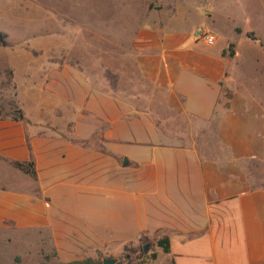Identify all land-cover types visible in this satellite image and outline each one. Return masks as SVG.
<instances>
[{"label": "crops", "instance_id": "0c3cea01", "mask_svg": "<svg viewBox=\"0 0 264 264\" xmlns=\"http://www.w3.org/2000/svg\"><path fill=\"white\" fill-rule=\"evenodd\" d=\"M208 4L148 8L112 83L46 55L44 40L30 46L41 55L0 51L13 84L0 98V246H18L13 264L34 254L101 264L162 236L168 251L154 245L145 264H264V123L236 83L251 57L223 53L229 25ZM195 27L214 45L194 42ZM175 117L214 122L215 149L183 124L170 131ZM15 162H31L34 175Z\"/></svg>", "mask_w": 264, "mask_h": 264}, {"label": "rangeland", "instance_id": "374dc122", "mask_svg": "<svg viewBox=\"0 0 264 264\" xmlns=\"http://www.w3.org/2000/svg\"><path fill=\"white\" fill-rule=\"evenodd\" d=\"M158 1L0 0V51H11L12 55H18L19 51L29 56L41 55V51L30 46L35 41L44 40L51 45L46 55L53 56L55 51L60 56L71 57L72 61L77 59L93 79L105 77L112 83L117 61L123 62V57L129 53L134 30L143 23L148 8ZM208 5L213 18L229 25V33L225 35L229 36L227 44H231V52L226 44L225 53L251 57L250 61L237 64L236 83H241L247 95L258 105L264 123V0H209ZM223 41L220 40L215 47L222 45ZM106 66L113 69L107 73L102 70ZM12 89L9 75L0 72L2 102L10 99ZM171 122L175 127L170 126V131H181L183 124L185 131H194L201 139L198 146L205 152L215 149L211 140L216 135L214 122H182L176 117ZM189 124L190 129H185ZM145 243H148L146 251L153 250V241L145 240L134 247L126 246V250L123 249L115 259L121 258L124 252L135 257V250ZM17 247L7 244L2 250L0 246V264H13L12 255ZM34 256L22 262L20 256L13 257L15 264H51L50 260H53Z\"/></svg>", "mask_w": 264, "mask_h": 264}, {"label": "trees", "instance_id": "16d2710c", "mask_svg": "<svg viewBox=\"0 0 264 264\" xmlns=\"http://www.w3.org/2000/svg\"><path fill=\"white\" fill-rule=\"evenodd\" d=\"M1 42H2V39L0 36V43ZM230 47H231V44L230 43L227 44V50L229 51V53L231 52L229 50ZM224 52L225 51H223V53ZM12 117L14 119H20L21 118V113H20L19 109H14ZM14 165L16 167L22 169L23 171L29 173L30 175H32V176L34 175L31 162H27L25 164L20 163V162H15ZM140 242H145V239H140ZM145 244L148 245V243H145ZM153 244L160 247L163 252L168 251V240L165 236H162L156 240H153ZM123 249L126 250V245L123 246ZM135 254H136V256L134 257V256H131V254L124 252L123 255L121 256V258H117V260L114 264H144V262L147 259H154L155 258V252L154 251H143L141 245L135 250ZM99 263H100L99 259L93 260L91 258H84L81 260H72L69 262L56 263V264H99Z\"/></svg>", "mask_w": 264, "mask_h": 264}, {"label": "built area", "instance_id": "2783aa9c", "mask_svg": "<svg viewBox=\"0 0 264 264\" xmlns=\"http://www.w3.org/2000/svg\"><path fill=\"white\" fill-rule=\"evenodd\" d=\"M191 38L194 42L205 47L213 46L216 41L215 35L203 27H195L191 32Z\"/></svg>", "mask_w": 264, "mask_h": 264}, {"label": "water", "instance_id": "95a60500", "mask_svg": "<svg viewBox=\"0 0 264 264\" xmlns=\"http://www.w3.org/2000/svg\"><path fill=\"white\" fill-rule=\"evenodd\" d=\"M122 162H123V164H125L126 160L123 159ZM146 249H147V244H143V245H142V250H143V251H146ZM115 261H116L115 258H113V257H107V258H103V259L101 260V264H114Z\"/></svg>", "mask_w": 264, "mask_h": 264}]
</instances>
